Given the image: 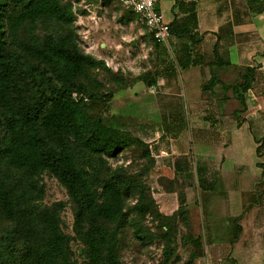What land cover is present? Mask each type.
Wrapping results in <instances>:
<instances>
[{"label": "rangeland", "instance_id": "rangeland-1", "mask_svg": "<svg viewBox=\"0 0 264 264\" xmlns=\"http://www.w3.org/2000/svg\"><path fill=\"white\" fill-rule=\"evenodd\" d=\"M63 2L72 5L76 20L71 25H42L40 35L68 34L86 54L104 61L78 76L87 90L84 100L90 115L144 139L153 149L152 157L146 158L145 148L136 143L104 161L106 181L112 180L119 166L125 176L144 181L148 199H156L153 213L143 216L133 209L139 191L125 198L127 219L121 222L118 235L121 264H264V168L257 164L264 160L257 152L264 122L252 124L251 129L246 122L239 126L232 114L238 100L231 90L230 100L219 104V116L214 102L199 107L195 97L202 91L188 85L182 76L172 78L171 83L166 79L173 99L169 93L166 98L158 85L149 91L139 78L162 69L163 50L138 15L121 0ZM16 11L13 0H0V29L8 46L21 52L25 65L39 71H26L17 78L14 99L19 108L38 101L45 110L54 97L52 87L60 82L50 68L12 39L7 20ZM7 113L0 105V118ZM43 131L50 136L47 129ZM8 133L1 122L0 148ZM8 168L7 161L0 158V180ZM22 177L20 172L14 178L20 182L18 196L30 192ZM39 181L44 194L37 188L39 200L36 190L30 192L36 198L33 202L30 197H20V218H12L0 204V264H26L27 233L23 230L28 228L34 243L42 239L47 230L41 214L54 208L72 236L74 258L88 264L86 244L76 234V209L67 188L47 170ZM60 201L64 207L57 206ZM14 220L21 231L16 232Z\"/></svg>", "mask_w": 264, "mask_h": 264}, {"label": "trees", "instance_id": "trees-1", "mask_svg": "<svg viewBox=\"0 0 264 264\" xmlns=\"http://www.w3.org/2000/svg\"><path fill=\"white\" fill-rule=\"evenodd\" d=\"M13 2L17 11L7 20L12 39L19 48L50 68L60 84L52 87L54 97L45 110L38 101L19 108L14 99L19 84L17 78L26 71L37 73L39 70L25 65L21 52L8 46L6 35L0 29V105L8 112L0 118V123L4 122L9 132L0 148V158L9 164L0 180V204L12 218H20L19 198L30 197L33 202L36 198L30 192L36 190L39 200L37 188H40L41 195L45 190L39 177L47 170L67 188L75 206L76 234L86 244L87 263L121 264L118 235L121 222L127 219L125 198L139 191V199L133 204V209L143 216L153 213L156 199L153 196L148 199L149 188L144 181L125 176L119 166L114 169L112 180L106 181L102 176L104 161L136 143L145 148L143 155L146 158L152 157L153 149L144 139L135 138L102 118L90 115L84 100L87 90L78 76L92 67L104 65V61L86 54L68 34L48 32L40 35V27L51 22L71 25L76 20L72 5L63 0ZM174 27L171 23V32ZM160 42L155 43L158 46ZM221 61L211 64V81L213 85L222 83L225 89H233L239 103L235 116L241 126L247 120L242 113L248 108L246 92L255 78V67L247 66L243 81L228 83L220 78L216 67L230 62ZM165 71L162 68L139 79L148 86H154ZM75 92L81 96H75ZM223 97L228 99L227 95ZM43 129H47L50 136ZM259 141L262 143H259L257 152L259 157H263L264 137ZM257 164L264 168V160L260 159ZM17 170L23 173L22 181L28 184L26 189L30 190L24 191L21 196L17 195L20 182H14V178L20 176L19 172L15 177ZM57 206L64 207L65 203L60 201ZM41 215L47 230L42 239L34 243L28 228L23 230L27 233L24 237L26 264H80L73 256L72 236L64 230L58 208ZM106 221L117 224L111 226ZM16 224V232L21 231L19 223ZM137 232L144 237L140 231ZM9 236L13 240L15 234ZM165 251L169 254V247Z\"/></svg>", "mask_w": 264, "mask_h": 264}, {"label": "crops", "instance_id": "crops-1", "mask_svg": "<svg viewBox=\"0 0 264 264\" xmlns=\"http://www.w3.org/2000/svg\"><path fill=\"white\" fill-rule=\"evenodd\" d=\"M159 6L165 19L175 25L168 39L161 41V67L166 71L157 85L164 96L174 98L166 79L171 83L172 78L182 76L188 85L202 91L195 97L197 105L203 108L214 102L219 116L223 96L229 99L231 90L237 99L232 88L212 84L211 64L230 62L216 67L228 83L243 81L247 66L252 65L255 78L246 92L248 108L242 116L249 128L264 122V0H160ZM157 85L147 86L153 91Z\"/></svg>", "mask_w": 264, "mask_h": 264}, {"label": "built area", "instance_id": "built-area-1", "mask_svg": "<svg viewBox=\"0 0 264 264\" xmlns=\"http://www.w3.org/2000/svg\"><path fill=\"white\" fill-rule=\"evenodd\" d=\"M123 5L133 11L144 22L154 38L165 41L171 35V23L159 8L160 0H121Z\"/></svg>", "mask_w": 264, "mask_h": 264}, {"label": "bare ground", "instance_id": "bare-ground-1", "mask_svg": "<svg viewBox=\"0 0 264 264\" xmlns=\"http://www.w3.org/2000/svg\"><path fill=\"white\" fill-rule=\"evenodd\" d=\"M159 8H161L160 6H159ZM162 9V8H161Z\"/></svg>", "mask_w": 264, "mask_h": 264}]
</instances>
